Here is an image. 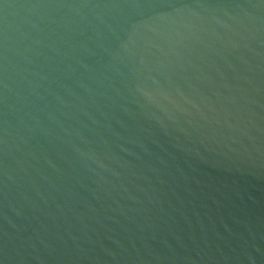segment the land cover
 I'll return each mask as SVG.
<instances>
[{
  "label": "water",
  "instance_id": "water-1",
  "mask_svg": "<svg viewBox=\"0 0 264 264\" xmlns=\"http://www.w3.org/2000/svg\"><path fill=\"white\" fill-rule=\"evenodd\" d=\"M0 264H264V0H0Z\"/></svg>",
  "mask_w": 264,
  "mask_h": 264
}]
</instances>
